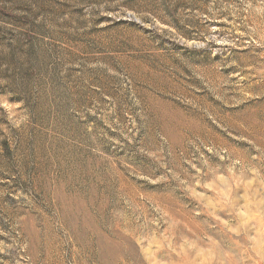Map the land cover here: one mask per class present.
Wrapping results in <instances>:
<instances>
[{
    "label": "rangeland",
    "instance_id": "374dc122",
    "mask_svg": "<svg viewBox=\"0 0 264 264\" xmlns=\"http://www.w3.org/2000/svg\"><path fill=\"white\" fill-rule=\"evenodd\" d=\"M0 264H264V0H0Z\"/></svg>",
    "mask_w": 264,
    "mask_h": 264
}]
</instances>
